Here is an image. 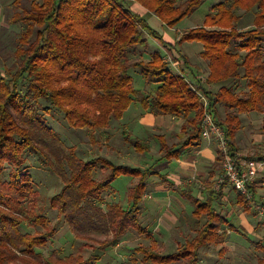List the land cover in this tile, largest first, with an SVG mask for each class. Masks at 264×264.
<instances>
[{
    "label": "trees",
    "instance_id": "1",
    "mask_svg": "<svg viewBox=\"0 0 264 264\" xmlns=\"http://www.w3.org/2000/svg\"><path fill=\"white\" fill-rule=\"evenodd\" d=\"M131 1L167 28H174L205 0ZM14 2L21 10L11 20L20 25L18 48L14 65L0 74V264H97L99 257L84 258L79 252L62 257L57 250L46 256L39 251L56 236L58 228L40 208L34 181L23 168L26 152L38 151L60 179L61 189L48 199V209L56 212L75 238H83L82 232L111 235L98 243L101 252L116 246L127 233L151 237L140 223L148 172L104 158L84 161L74 148H66L65 154L43 115L63 113L69 128L87 129L90 136L121 120L134 103L154 116L182 118L185 141L169 146L160 139L164 150L161 159L168 161L199 146L202 94L215 124L225 132L230 151H235V136L242 129L240 115H264V0L217 3L200 26L180 36L177 44L202 45L201 57L209 70L205 86L220 85L214 93L193 87L183 76V67L179 73L173 72L158 49L149 52V38L171 46L130 9L127 0H25L27 7L21 0ZM247 13L254 16L252 27L239 29L240 15ZM139 49L148 52V60L130 59L131 54L141 55ZM183 59L182 65L188 66V60ZM130 70L142 77V90L134 89ZM121 134L136 153H149L143 140L124 130ZM250 158L264 161V151ZM97 172L103 174L100 180L95 178ZM119 177L135 179L127 204H107L103 210L97 202L104 201V195L112 190L111 183ZM256 179L248 187L253 200L264 185V176ZM240 202L244 210H251L243 196ZM204 212L208 224L182 248L161 254L151 247H139V262L173 264L185 260L196 264L200 248L220 244L225 238L219 233L223 218L209 204L196 202V214ZM26 228L32 231H24ZM258 263L264 264V260Z\"/></svg>",
    "mask_w": 264,
    "mask_h": 264
},
{
    "label": "rangeland",
    "instance_id": "2",
    "mask_svg": "<svg viewBox=\"0 0 264 264\" xmlns=\"http://www.w3.org/2000/svg\"><path fill=\"white\" fill-rule=\"evenodd\" d=\"M14 1L15 0H0V74H4L5 69L11 68L14 65V52L18 48L17 40L20 32V25L12 24L11 20L14 14L19 13L21 10ZM22 1L23 5L27 7L28 3L25 2V0H21V2ZM224 1L226 0H205L193 14L183 19L174 28H167L158 18L147 12L144 14L145 16L143 18L148 26L159 35H175L180 37L184 32L193 29L190 28L193 27V25L196 27H198V25L200 26L212 5ZM127 2L129 7L134 3L131 0H127ZM156 44V41L150 38L148 39L149 52L157 48ZM139 50L141 55L131 54L130 59L148 60V52L145 53L143 49ZM164 60L168 63L169 67L173 66V64L170 63L171 57L168 58L165 56ZM172 68H174V66ZM129 74L133 79L134 89L142 90L145 84L140 74L136 70H130ZM189 83L192 85L191 82ZM192 86L194 87V85ZM137 99H139V97ZM41 106L44 107L45 103L41 102ZM133 106H135V103ZM223 111V109H220L221 114ZM43 118L45 119L47 128L52 130L62 142L65 154H68L66 148H74L76 156L84 161L104 158L116 165L130 164L140 166L142 163L141 160L132 156L135 152L123 141L121 134L124 130L130 135L132 134L131 137L133 138L135 135L143 136L141 131H130L125 128V126L121 125L120 122L114 121L107 129L95 131L92 136H90V131L87 129L75 130L69 128L64 120L63 113L52 111L50 115H43ZM240 119L242 131L237 134L235 152L245 157H252L255 153L263 152L264 131L262 127L264 115L259 113H248L240 115ZM176 126L175 131L178 132L180 127L179 123L176 124ZM175 131L167 135L166 139L169 144L176 143L179 140L181 142L184 139L183 137H187V134L183 136L182 133V135L178 137ZM45 141L49 142L50 137L45 138ZM153 153L155 155L156 151H153ZM218 166L220 167L219 164ZM23 168L34 181L40 208L45 212L50 224L58 228L56 236L45 248L39 250L45 256L57 250L62 257L78 252L81 253L84 258H89L90 256L99 257L100 260L97 264H141L139 262L141 255L136 251L137 248L151 247L155 252L161 254L172 253L182 248L186 242L192 240L198 234L207 219V213L205 212L198 217L191 216L193 207L191 204H185L184 207L186 210L183 207L180 208L175 206L171 210L180 215V218H177V227L171 229L167 235L156 236L153 234L148 238L144 235H138L135 232L127 233L121 237L116 246L101 252L97 250V248H99L98 243L110 239L111 235L82 232L80 234L83 235V238H75L68 226L58 219L56 212L48 209V199L60 191L62 183L60 179L54 175L52 166L50 167L43 160L42 155L36 150L27 151ZM263 176L264 174L259 175L257 178ZM102 177V173L97 172L95 174L97 180H100ZM130 180L133 179L129 177H119L113 181L111 186L115 191L111 190L105 194L104 201L100 203L97 202V205L103 210H105L107 204L117 202L126 206L127 193L129 188L133 185L126 184V182L128 183ZM248 202L251 206L252 213L256 214L253 216L251 213L248 216L251 222V228H254V231L248 232L247 230H242L241 234L230 231L231 233L222 241L225 246L224 251L221 250L222 244L211 245L209 248H200L197 251L196 264H259V260H264V220L260 218L254 210V206L257 204L264 207V185L257 190L254 202ZM180 209L184 210L179 214L178 212ZM234 225L236 226L237 224L234 223ZM23 230L26 232L32 231L30 228ZM173 264H188V262L184 260Z\"/></svg>",
    "mask_w": 264,
    "mask_h": 264
},
{
    "label": "crops",
    "instance_id": "3",
    "mask_svg": "<svg viewBox=\"0 0 264 264\" xmlns=\"http://www.w3.org/2000/svg\"><path fill=\"white\" fill-rule=\"evenodd\" d=\"M130 9L142 18L145 16L146 11L136 3H133ZM253 19L252 13L241 14L238 28H251ZM194 27L196 26L193 25L190 28ZM179 38V36L175 35L162 36L163 42L172 48L163 46L160 42L156 41V49L161 52L164 59L165 56L171 57L170 63L173 64L174 68L172 66L170 69L173 72L179 73L183 67V76L194 87H204L207 91L216 92L220 87L219 84L205 86V79L209 74V70L207 63L201 57L203 51L202 45L196 42L177 44ZM183 58H186L189 62L186 67L182 65ZM118 122L130 131H141L143 136L135 135L133 138L143 140L150 148L148 154H139L133 150L135 153L133 152L134 155L132 156L142 161L141 165L139 164L140 166L127 165L148 172L147 188L140 205V223L150 235L165 236L171 229L177 227V218L179 219L180 215L171 210L175 206L183 207L186 210L185 204H191L194 207V210L192 207L191 216L198 217L199 215L196 214V202L199 204H209L215 214L223 218L224 223L220 225L219 233L225 234V238L231 232L241 234L242 230H247L248 232L254 231L248 219L252 211L244 210L240 202L241 195L228 185L219 191L214 190L215 182L220 174V167L217 162V145L213 140L201 138L198 147L186 149L179 157L167 161L161 159L164 155V150L162 149L160 139L164 138L169 146L179 145L185 141L186 138L183 137L184 139L181 142L179 140L176 143L169 144L166 139L170 132L175 131L176 124L178 123L180 127L178 132L175 131V133H177L178 137L183 134L181 131L182 118L154 116L144 111L136 103L135 106L133 104L129 106ZM153 151H156L155 155ZM134 183L135 179L130 180L128 183L126 182V184L133 185ZM112 191L115 190L112 188ZM183 210L180 209L178 213L180 214ZM252 214L254 216V213ZM234 223L237 225L235 226ZM207 224L208 217L203 227ZM221 244V250L224 251V243L221 242Z\"/></svg>",
    "mask_w": 264,
    "mask_h": 264
},
{
    "label": "built area",
    "instance_id": "4",
    "mask_svg": "<svg viewBox=\"0 0 264 264\" xmlns=\"http://www.w3.org/2000/svg\"><path fill=\"white\" fill-rule=\"evenodd\" d=\"M204 110L201 125V138L213 140L218 149L220 175L215 182L214 190L219 191L222 186H231L247 201L254 202L248 187L254 183L259 175L264 174V161L245 157L235 151H230L224 130L215 124L211 113L207 109L205 98L199 94ZM258 216L264 220V207L254 206Z\"/></svg>",
    "mask_w": 264,
    "mask_h": 264
}]
</instances>
